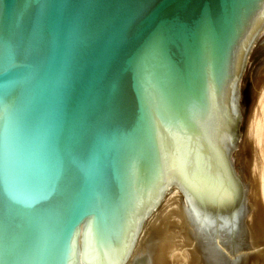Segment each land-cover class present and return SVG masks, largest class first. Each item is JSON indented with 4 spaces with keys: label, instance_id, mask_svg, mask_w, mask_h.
Returning <instances> with one entry per match:
<instances>
[{
    "label": "water",
    "instance_id": "obj_1",
    "mask_svg": "<svg viewBox=\"0 0 264 264\" xmlns=\"http://www.w3.org/2000/svg\"><path fill=\"white\" fill-rule=\"evenodd\" d=\"M263 84L264 0H0V264H124L171 185L231 221Z\"/></svg>",
    "mask_w": 264,
    "mask_h": 264
},
{
    "label": "rangeland",
    "instance_id": "obj_2",
    "mask_svg": "<svg viewBox=\"0 0 264 264\" xmlns=\"http://www.w3.org/2000/svg\"><path fill=\"white\" fill-rule=\"evenodd\" d=\"M257 99L251 109L250 118L254 112ZM250 145L252 162L253 145L251 142ZM174 199L177 201H174ZM177 210L181 213V218L184 220L186 236L189 238V242L192 243L190 246H186L184 239L174 234V232H178V226L175 225H177V222H181V220L176 214L171 215L170 212ZM251 213L252 211L248 207L233 218L231 223L226 222L206 231L194 234L186 217L184 197L175 186H172L164 193L163 197L159 200L148 217L142 222L140 233L124 264H149L148 252H151V249H154V245L158 244L185 245L183 247L178 245L175 247V249L178 247L176 250H172L170 255H168V261L170 260L169 264H173V262L174 264H188L190 259L185 257L183 253L192 250L196 252L195 256L198 257L201 264H246L248 255L253 251L250 249L252 237L254 236L255 238L258 235L257 229L251 230L250 228L249 217ZM167 215L171 217L167 218ZM169 223L174 227L171 231H167L169 228L167 224ZM163 232H167V236L172 239L166 237V239L160 240L159 235ZM161 235L163 236V234ZM145 250L147 251L146 253L144 252Z\"/></svg>",
    "mask_w": 264,
    "mask_h": 264
},
{
    "label": "bare ground",
    "instance_id": "obj_3",
    "mask_svg": "<svg viewBox=\"0 0 264 264\" xmlns=\"http://www.w3.org/2000/svg\"><path fill=\"white\" fill-rule=\"evenodd\" d=\"M247 135H248V139L253 145V159L251 162V170H250L253 205L249 207V209L252 211L249 217V224L251 230H256V229L258 230V235L255 238L254 236L252 237L250 249L253 251L248 255L246 264H264V84L262 85L259 91L256 106L250 118L249 126L247 129ZM172 186L175 185L169 186L165 190V192ZM175 187L177 188V190H179L177 186ZM164 193L162 194L161 198L163 197ZM174 201L177 200L174 199ZM170 213L171 215L176 214V216L179 217L181 220V222L179 223L177 222V225H175L178 226L177 227L178 232L177 233L174 232V234L179 238H183L186 246L192 245V243L189 242V238L186 236V232H185L186 229L184 225V220L183 218H181L182 216L181 213L178 210L171 211ZM170 217H168L167 215V218ZM231 221L227 223H231ZM167 225H169L167 231L168 230L171 231L172 228H174L170 223ZM82 227L83 225L79 228L78 238H77V258L79 264H82V260H81V242L83 238ZM161 234H163V236ZM161 234H160L161 236L159 235L160 240L166 239V237H168L167 232H163ZM178 245L182 247L185 246L181 244L154 245V249H151L152 251L149 249L151 252H148L149 264H169L170 260L168 261L169 258L168 255H170L173 249L176 250L178 247L176 249L175 247ZM144 252L146 253L147 251L145 250ZM195 254L196 252L194 250L189 252L185 251L183 253L185 257H188V259H190L188 264H201L198 257L195 256Z\"/></svg>",
    "mask_w": 264,
    "mask_h": 264
}]
</instances>
